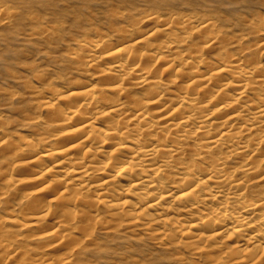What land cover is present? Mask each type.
I'll list each match as a JSON object with an SVG mask.
<instances>
[{
	"label": "bare ground",
	"instance_id": "bare-ground-1",
	"mask_svg": "<svg viewBox=\"0 0 264 264\" xmlns=\"http://www.w3.org/2000/svg\"><path fill=\"white\" fill-rule=\"evenodd\" d=\"M161 19L146 20L157 27L146 36L130 40L134 26L114 44L100 38L85 43L88 59L78 51L75 60L86 73L101 66L88 83L64 80L47 92L34 87L38 106L49 114V136H18L23 146L12 147L13 161L37 170L31 172L38 193L48 191L47 202L58 201L71 220L44 228L50 208L32 199L38 204L26 203L22 221L14 214L0 218V233L19 223L37 232V241L56 244L67 230L70 237L79 226L83 234L88 225L109 220L146 230L152 240L177 241L211 263L264 260V204L248 198L250 184L264 183V39L251 45L221 36L223 49L208 67L201 54L219 44L215 23ZM256 33L264 36V29ZM245 43L234 51L233 44ZM157 64L163 69L156 71ZM6 172L13 186L24 183ZM12 244L0 234V253ZM18 252L10 253L15 264L72 261L69 255L61 262L44 260L48 255L29 262Z\"/></svg>",
	"mask_w": 264,
	"mask_h": 264
},
{
	"label": "rangeland",
	"instance_id": "rangeland-1",
	"mask_svg": "<svg viewBox=\"0 0 264 264\" xmlns=\"http://www.w3.org/2000/svg\"><path fill=\"white\" fill-rule=\"evenodd\" d=\"M150 16L162 18L161 21L167 18L169 22L188 18L195 24L204 21L215 23L214 32L220 36L219 44L206 48L201 54L204 65L208 67L217 61V55L223 49L221 46L225 43L220 42L221 36L231 39V42L244 38L243 42L248 41L251 45L264 39V36H258L261 33H256L258 29H264V0H0V143L3 142L0 144V218L5 219L14 214L22 221V214L26 215L29 211L27 202L31 200V203L40 202L37 207L50 208L51 212L42 224L44 228L46 225L57 227L64 220L66 223L71 220L68 214L67 216L61 212L58 201L47 202L51 200L47 199L48 191L45 196L38 193L41 192L39 183L32 179L37 170L19 166L13 161L17 155L12 147L15 149V146H23L18 136L28 139L49 136L44 131L50 125V118L47 116L49 114L38 106L40 96L33 94L34 87L47 92L54 84L62 81L74 83L78 80L88 83L92 74L94 77L99 76L101 66L93 67L86 73V67L75 60L74 54L79 51L78 55L85 61L89 56L82 51L85 43L92 39H104L108 45L114 44L123 38L127 29L134 26L136 32L130 40L138 35L146 36L157 28L146 22ZM158 35L154 39L156 36L159 39ZM235 46L232 45L234 51L240 53L246 43ZM260 49L255 46L254 51ZM154 67L156 71L162 68L159 64ZM98 84H102L99 79ZM162 84L163 89H170L165 82ZM261 161L259 163L264 168V162L261 164ZM5 172L12 174V179L14 177L16 181L18 177L22 178L24 183H17L14 187L4 177ZM263 186V182L250 184L248 198L264 204ZM38 198L43 201L37 202ZM32 199L37 200L35 202ZM59 220L62 222L57 223ZM18 224L8 223L0 233L9 235V241L13 243L9 249L6 248L7 254L0 253V264H15L16 259L12 256L17 250H20L19 257L23 256L29 262L48 255L43 259L62 261L69 255L72 257L71 264H221L217 261L208 262L205 256L188 252L189 249L177 241H160L156 238L152 240L153 237L146 230H133L126 225L117 226L109 220L88 225L89 234L87 230L82 234L78 226L70 236L72 239L67 236L71 233L67 230L68 232L62 233V240L56 244L54 240L50 241L52 239L47 240L48 242L37 241V236L34 237L37 232L29 229L27 231L30 232H27ZM25 236L27 237L24 238ZM43 243L45 249L40 247H43ZM37 245L40 250L36 249ZM255 264H264V260Z\"/></svg>",
	"mask_w": 264,
	"mask_h": 264
}]
</instances>
